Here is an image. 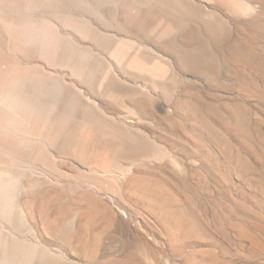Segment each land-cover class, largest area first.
Segmentation results:
<instances>
[{"label":"rangeland","instance_id":"1","mask_svg":"<svg viewBox=\"0 0 264 264\" xmlns=\"http://www.w3.org/2000/svg\"><path fill=\"white\" fill-rule=\"evenodd\" d=\"M103 2L74 0L71 134L26 148L0 229L42 231L28 264H264V0Z\"/></svg>","mask_w":264,"mask_h":264},{"label":"bare ground","instance_id":"2","mask_svg":"<svg viewBox=\"0 0 264 264\" xmlns=\"http://www.w3.org/2000/svg\"><path fill=\"white\" fill-rule=\"evenodd\" d=\"M87 1L98 14L108 16L103 0ZM116 4H119L118 9L122 8L120 2ZM83 20L90 25V20ZM77 29L74 0H0V217L14 208L11 202L15 180L13 169L17 174L19 168L26 167L20 163L28 154L26 148L30 145L37 148L39 143L46 144L54 152L61 140L71 134L74 80L67 79L57 67L66 64L61 66L63 56L68 54L69 60L74 61V49L82 57L94 52L88 44L76 43L74 33ZM100 33L101 39L106 38L102 31ZM104 41L108 42V37ZM108 64L114 67V64ZM67 67L73 74L74 67ZM70 141L67 142L72 145ZM80 144L83 145L84 140ZM83 156L95 161L99 153L97 149L87 147L82 159ZM1 230L0 264H28L31 257L32 262L38 263L42 259V231L36 235L34 247L29 252L28 247L21 249L19 246L26 242L21 233Z\"/></svg>","mask_w":264,"mask_h":264}]
</instances>
